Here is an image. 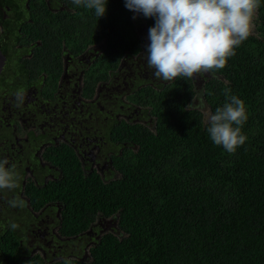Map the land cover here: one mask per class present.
Returning a JSON list of instances; mask_svg holds the SVG:
<instances>
[{"label":"flooded vegetation","instance_id":"af4514ba","mask_svg":"<svg viewBox=\"0 0 264 264\" xmlns=\"http://www.w3.org/2000/svg\"><path fill=\"white\" fill-rule=\"evenodd\" d=\"M60 10L74 11L65 0H0V159L22 177L19 188L0 190V264L87 259L104 233L120 235L117 214L92 207L95 214L83 217L88 209L81 205L103 195L96 182L122 179L138 148L137 124L156 131L148 92H170L185 80L153 76L145 59L148 25H135L136 46L134 29L124 39L108 30L111 36L49 28L43 12ZM215 75L191 80L189 106H207L205 84ZM21 89L26 98L17 106ZM83 182L92 186L77 190ZM16 199L23 205L12 206ZM81 218L88 227L73 233Z\"/></svg>","mask_w":264,"mask_h":264},{"label":"trees","instance_id":"16d2710c","mask_svg":"<svg viewBox=\"0 0 264 264\" xmlns=\"http://www.w3.org/2000/svg\"><path fill=\"white\" fill-rule=\"evenodd\" d=\"M65 1L74 11L43 12L49 28L56 23L64 31L77 26L88 34L120 32L124 39L134 29L139 46L136 13L124 0H108L100 18L94 9ZM139 15L154 25L155 18ZM256 28L204 90L212 113L229 96L244 100L246 142L230 154L211 141L205 113L189 106L196 94L191 80L176 81L170 92H148L156 131L137 124L138 148L123 165L122 179L96 182L103 195L91 194L81 205L88 209L83 217L96 211L117 214L121 234L108 231L90 248L89 258L59 264H264V0ZM87 186L92 185L75 184L81 191ZM89 223L76 219L81 227L73 233Z\"/></svg>","mask_w":264,"mask_h":264},{"label":"clouds","instance_id":"9594fccd","mask_svg":"<svg viewBox=\"0 0 264 264\" xmlns=\"http://www.w3.org/2000/svg\"><path fill=\"white\" fill-rule=\"evenodd\" d=\"M76 6L95 11L98 18L107 11L108 0H72ZM125 7L145 18H155L148 29L145 59L155 78L164 82L192 80L225 68L235 50L252 34V25L261 0H124ZM135 18V17H134ZM136 24H146L136 20ZM26 98L16 92L17 106ZM211 141L228 153H235L247 136L243 99L232 95L215 113L204 110ZM0 159V190L19 188L22 177L15 167ZM22 206L23 201H10ZM17 228V224H12Z\"/></svg>","mask_w":264,"mask_h":264},{"label":"rangeland","instance_id":"374dc122","mask_svg":"<svg viewBox=\"0 0 264 264\" xmlns=\"http://www.w3.org/2000/svg\"><path fill=\"white\" fill-rule=\"evenodd\" d=\"M135 18H136V20L138 21V19L140 18V15L139 14H135ZM257 31V28H256V16H255V19H254V21H253V25H252V33L253 32H256ZM209 110L210 111V109L207 107V106H205L203 109H202V111L204 112V110ZM205 113V112H204ZM205 119H206V116H205ZM206 121H207V119H206Z\"/></svg>","mask_w":264,"mask_h":264}]
</instances>
